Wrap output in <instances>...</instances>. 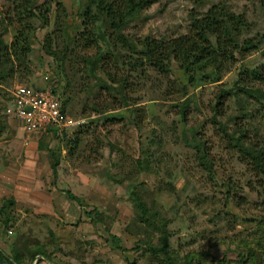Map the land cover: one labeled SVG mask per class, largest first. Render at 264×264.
<instances>
[{
  "label": "rangeland",
  "instance_id": "374dc122",
  "mask_svg": "<svg viewBox=\"0 0 264 264\" xmlns=\"http://www.w3.org/2000/svg\"><path fill=\"white\" fill-rule=\"evenodd\" d=\"M54 3L64 11L53 4L48 26L34 20L31 51L19 62L8 53L17 34L15 4L0 0V22L12 23L0 60L1 152L7 144L0 152V198L16 199L7 226L0 216V249L22 253V264H264V177L241 161L212 122L216 95L230 90L217 106L223 123L264 144V97L240 90L264 91L263 1L157 0L126 27L130 39L179 37L190 31L191 13L224 4L245 15L240 41L252 44L221 70L189 73L193 79L173 60L167 74L147 64L133 67L124 62L130 52L118 47L119 62L109 56V65L126 79L123 93L107 79L108 86L97 85L99 79L86 71L83 56H93L95 47L71 44L56 68L43 43L58 29L59 14L74 15L77 0ZM82 30L76 31L78 39ZM64 40L57 37L53 45L61 50ZM95 73L107 78L100 69ZM19 85L57 89L67 114L84 124L25 134L7 112ZM197 145L206 146L207 169ZM56 159L57 178L51 171ZM4 170L10 174H1ZM62 190L79 199L70 200ZM138 199L154 213L152 221L169 231L172 262L153 249L160 232L143 221ZM87 212H93L91 218ZM37 246L50 259L32 258L29 250Z\"/></svg>",
  "mask_w": 264,
  "mask_h": 264
},
{
  "label": "trees",
  "instance_id": "16d2710c",
  "mask_svg": "<svg viewBox=\"0 0 264 264\" xmlns=\"http://www.w3.org/2000/svg\"><path fill=\"white\" fill-rule=\"evenodd\" d=\"M15 16L18 17L17 34L11 43L9 57L14 56L17 61L26 60L32 48L31 33L34 34L37 26L35 21L40 23L41 27L48 26L50 23V15L53 10L54 0H13ZM157 0H77V8L74 15L69 17L61 14L57 19V30L50 33L43 43V50L52 56L57 64L56 68L61 65L67 58L71 44L80 46L82 49L93 48L97 49L93 56H83L86 71L89 75L96 76L97 85L106 84V79L110 84H119L123 93L127 81L125 78L117 77L116 73H111L109 65V56L119 62L118 56L115 53L121 54L117 49L130 52L129 57L124 60L133 67H142L147 64L151 68L160 73L167 74L170 70L171 60L177 62L180 68L189 75L197 74L208 68L221 70L225 63L235 58L236 51H246L252 44L249 39L240 41L242 30L246 27L245 15L236 13L227 9L224 4H217L210 7L204 14L199 15L191 13L190 31L187 34L175 38H149L133 40L124 32L126 27L133 22L139 14L150 7ZM264 3V0H262ZM59 10L64 11L61 6ZM73 18V19H72ZM0 28V60L3 56V47L5 46L4 34L8 33L9 26L12 23H7L2 19ZM83 28L79 32L80 39L77 38L76 31ZM58 33V34H57ZM73 33L74 35H71ZM55 34V36H54ZM62 37L65 42L60 50L56 48L55 38ZM82 37V39H81ZM54 42V43H53ZM100 44H105L110 49L104 50ZM72 50V49H71ZM116 50V51H115ZM60 51V53H58ZM115 52V53H114ZM115 56V57H114ZM20 62V61H19ZM64 64V63H63ZM118 64V63H115ZM105 67V69H104ZM97 69L103 71L107 78L101 79L95 73ZM62 72V71H60ZM190 79L193 76L189 75ZM91 85L89 90H91ZM240 90H245L248 93L261 94L264 97V91L252 90L247 86H241ZM230 90H223L216 95V102L213 107L212 122L217 125L227 139L229 148L236 150L239 158L244 163L249 164L252 170L256 171L258 176L264 177V144L253 142L248 138V135L241 128L231 129L229 122L222 121L223 113L217 107L219 102L224 99ZM66 103V100L63 102ZM65 106V105H64ZM0 132L3 125L0 124ZM1 135V133H0ZM199 153L198 159L205 169H207L209 160L205 145H197ZM59 161L56 159L51 164L52 174L57 178V168ZM70 200H78L79 198L70 190H62ZM138 197L137 193L134 194ZM139 209L141 210V218L144 222L156 226L160 232V242L153 249L167 258L169 262L171 257L167 251L169 231L165 224L156 225L152 218V213L144 203L138 199ZM16 204L14 197L0 198V216L2 223L8 225L11 221L12 207ZM91 218L93 212H87ZM116 246L120 247L119 239L115 236ZM29 255L33 258L36 255H43L50 259L42 248L37 246L33 251L29 250ZM22 253L13 250L10 255L5 254L0 249V264H22Z\"/></svg>",
  "mask_w": 264,
  "mask_h": 264
},
{
  "label": "built area",
  "instance_id": "2783aa9c",
  "mask_svg": "<svg viewBox=\"0 0 264 264\" xmlns=\"http://www.w3.org/2000/svg\"><path fill=\"white\" fill-rule=\"evenodd\" d=\"M10 100L7 112L20 123L27 135L60 133L79 128L85 122L67 114L59 91L50 86L37 88L19 85L12 92Z\"/></svg>",
  "mask_w": 264,
  "mask_h": 264
},
{
  "label": "crops",
  "instance_id": "0c3cea01",
  "mask_svg": "<svg viewBox=\"0 0 264 264\" xmlns=\"http://www.w3.org/2000/svg\"><path fill=\"white\" fill-rule=\"evenodd\" d=\"M37 135H39V134H37ZM0 143H1V142H0ZM1 144H2V143H1ZM27 144H28V143H27ZM3 145H4V146H3V147H4V148H3V151L6 152V150H7V144L3 143ZM0 152H1V150H0ZM5 152H1V154H2V153H5ZM0 167H3V166H0ZM4 168L6 169L5 166H4ZM51 171H52V169H51ZM1 174H4V175H5V174H10V173H8L6 170H4V171L1 172ZM14 194H16V192H14Z\"/></svg>",
  "mask_w": 264,
  "mask_h": 264
}]
</instances>
